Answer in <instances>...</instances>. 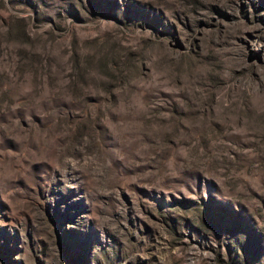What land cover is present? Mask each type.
I'll return each instance as SVG.
<instances>
[{"label": "rangeland", "instance_id": "1", "mask_svg": "<svg viewBox=\"0 0 264 264\" xmlns=\"http://www.w3.org/2000/svg\"><path fill=\"white\" fill-rule=\"evenodd\" d=\"M0 264H264V0H0Z\"/></svg>", "mask_w": 264, "mask_h": 264}]
</instances>
